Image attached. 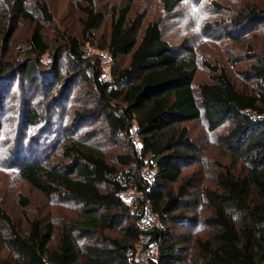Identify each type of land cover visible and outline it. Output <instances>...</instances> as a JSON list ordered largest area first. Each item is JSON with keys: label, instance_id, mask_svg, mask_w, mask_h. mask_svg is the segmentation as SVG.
Returning a JSON list of instances; mask_svg holds the SVG:
<instances>
[{"label": "trees", "instance_id": "obj_1", "mask_svg": "<svg viewBox=\"0 0 264 264\" xmlns=\"http://www.w3.org/2000/svg\"><path fill=\"white\" fill-rule=\"evenodd\" d=\"M160 1L166 12L171 13L183 0ZM28 3L29 0H9L15 22L16 19L34 21L28 12ZM79 5L85 15L82 24L87 34L98 28L102 19L96 12L94 0H80ZM132 5L133 0H128L121 10L113 9L108 43L112 59L129 56V65L120 70L115 79L112 77L111 83L100 78L98 69L93 70L102 107L90 114L104 116L114 136L119 133L132 135V130L137 132L142 157L138 156L136 146L133 156L119 155L117 162L137 166L140 175L134 176L130 171L120 174L115 165L108 163L104 152L91 141L94 132H89L85 140L75 139L63 144L60 151L63 161L59 164L37 161L22 164L18 174L31 188L48 199L59 197L81 205L82 209L79 212L81 221L62 230L55 249H50L54 239L52 223L43 225L39 219L32 220L28 235L23 237L0 205V220L12 232L10 244L17 253V264H77L80 248L74 231L89 236L105 230H120L122 238L106 239V248H87L90 257L87 264H138L135 259L137 245L143 235L148 239L145 247L154 244L157 249V259L148 264H187L181 247L186 244L201 249L198 256L201 264H262L264 117L254 120L244 111L264 115V57L246 72L248 77L254 76L260 82L255 95L239 90L224 69L204 62L212 73V81L197 87L198 101L194 90L197 70L194 55L182 58L174 54L170 44L162 38L158 22H149L139 33L142 21L141 18L130 19ZM35 7L45 23L52 22L46 0H36ZM241 18L232 25L239 27L254 18L264 22V12L252 9ZM70 41L71 53L78 62L83 61L78 40L72 38ZM30 45L32 52L40 56L48 51L42 24H37ZM22 73L36 86H48L55 80V75L46 77L35 64L22 68ZM114 84L119 87L113 88ZM30 118L35 120L37 113ZM201 118L210 131H216L226 123L233 124V128L218 140L226 146L234 166L246 160L249 170L244 176L235 177L232 167H226L225 173L220 175L218 190L207 191L213 216L205 223L214 232L210 240L196 239L193 243L191 237L175 234L168 228L179 221L181 214L184 215L186 203L183 199L190 194L187 189L190 181L180 185L177 193H165L163 187L177 181L182 165L198 160L200 149L190 138L188 127L182 125ZM147 157L150 166L156 170L152 185L141 175ZM134 188L144 199H140L133 212L124 193ZM145 200L151 202L160 222L147 231L139 228L137 212ZM191 204L189 202L188 206ZM127 221L130 223L124 227Z\"/></svg>", "mask_w": 264, "mask_h": 264}, {"label": "rangeland", "instance_id": "obj_2", "mask_svg": "<svg viewBox=\"0 0 264 264\" xmlns=\"http://www.w3.org/2000/svg\"><path fill=\"white\" fill-rule=\"evenodd\" d=\"M35 1L29 0L27 5L34 21L16 19L15 22L9 0H0V205L23 237L28 235L32 220L39 219L43 225L52 223L54 239L50 249H55L62 230L81 221L82 206L59 197L48 199L31 188L18 174L22 164L30 161L59 164L63 161L60 152L63 144L75 139L85 140L89 132H94L91 141L104 152L108 163L115 165L120 174L130 171L134 176L140 175L137 166L117 162L119 155H134L133 135L114 136L104 116L90 114L102 107L93 70L108 74L109 80L104 81L111 83L112 77L115 79L117 73L129 65V56L113 60L108 51L113 9L121 10L128 0H94L102 23L87 34L82 24L85 15L80 9V0H46L53 16L51 23L41 19ZM252 9L264 12V0H183L171 13L166 12L160 0H133L130 19L141 18L139 33L149 22H158L162 38L170 44L174 54L182 58L194 55L197 64L194 90L199 101L197 87L212 81V73L204 62L224 69L239 90L256 94L260 82L254 76L248 77L246 72L264 57V22L254 18L239 27L232 25ZM38 23L43 25L44 40L49 45L41 56L33 53L30 45ZM72 38L79 42L81 62L71 53ZM104 54L109 55V61L103 58ZM29 64H35L46 77L55 75V80L48 86L29 82L22 73V68ZM112 87L118 88L119 84ZM34 112L37 118L31 121ZM184 126L188 127L189 136L200 153L196 162L181 166L177 181L163 187L165 193H177L180 185L190 181L187 187L190 194L183 199L184 215L168 228L175 234L191 237L193 243L196 239L205 242L214 232L205 223L213 216L207 191L218 190L220 175L225 173L226 167H232L233 175L239 177L247 173L249 164L241 160L234 166L226 146L218 140L233 128L232 123L216 131H210L203 118ZM145 159L149 161V157ZM142 197L136 189L130 190L124 199L134 210ZM74 233L80 248L77 264L89 261L87 248H106V239L122 238L120 230H105L89 236ZM11 239L10 227L0 220V263L17 264L18 256L11 247ZM181 247L187 264H201L199 247L189 244ZM148 248L157 257L154 244H149ZM141 250L138 243L137 251Z\"/></svg>", "mask_w": 264, "mask_h": 264}, {"label": "built area", "instance_id": "obj_3", "mask_svg": "<svg viewBox=\"0 0 264 264\" xmlns=\"http://www.w3.org/2000/svg\"><path fill=\"white\" fill-rule=\"evenodd\" d=\"M103 58L108 61L110 60L108 54H104ZM100 78L104 81V80H109L110 76L108 74L101 73ZM244 113L246 115H249L254 120H260L264 117V115L254 113L251 110H245ZM132 135H133V141L136 143L137 146V154L139 157H142V147H141V142L138 139L137 132L135 130H132ZM141 175L144 181H146L149 185H152L154 183L156 178V170L155 168H152L150 166L149 161L147 159H145L144 165L141 168ZM134 190L136 189L135 188L131 189V191ZM129 191L125 192L124 196ZM135 210L136 208L132 211L134 212ZM137 212L140 217L138 226L141 230L147 231L153 228L154 226L160 225L158 216L156 213L153 212L151 207V202L149 200H145L144 203L141 205V207L137 210ZM147 242H148L147 236L143 235L139 242L140 246L142 247V250L140 252L137 251L135 257L138 264H148L150 260L155 261L157 259V257H155V253L151 249L145 247L147 245L146 244ZM130 252L131 251H129V253ZM262 264H264V262Z\"/></svg>", "mask_w": 264, "mask_h": 264}]
</instances>
